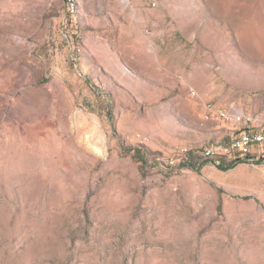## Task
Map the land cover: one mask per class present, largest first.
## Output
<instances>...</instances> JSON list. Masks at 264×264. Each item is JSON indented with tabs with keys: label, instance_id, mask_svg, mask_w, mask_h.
Segmentation results:
<instances>
[{
	"label": "rangeland",
	"instance_id": "obj_1",
	"mask_svg": "<svg viewBox=\"0 0 264 264\" xmlns=\"http://www.w3.org/2000/svg\"><path fill=\"white\" fill-rule=\"evenodd\" d=\"M156 1L190 36L191 70L206 63L264 127V0ZM63 14L0 0V264H264V161L162 167L188 123L107 118L93 27Z\"/></svg>",
	"mask_w": 264,
	"mask_h": 264
},
{
	"label": "crops",
	"instance_id": "obj_2",
	"mask_svg": "<svg viewBox=\"0 0 264 264\" xmlns=\"http://www.w3.org/2000/svg\"><path fill=\"white\" fill-rule=\"evenodd\" d=\"M78 1L81 25L93 27L86 48L94 62L92 73L105 77L107 118L120 123L182 120L188 123V146L224 142L243 126L214 113L224 101L234 110V97L206 63L198 59L191 70L193 57L183 40L190 36L175 33L172 4L164 8L156 0Z\"/></svg>",
	"mask_w": 264,
	"mask_h": 264
},
{
	"label": "built area",
	"instance_id": "obj_3",
	"mask_svg": "<svg viewBox=\"0 0 264 264\" xmlns=\"http://www.w3.org/2000/svg\"><path fill=\"white\" fill-rule=\"evenodd\" d=\"M68 0H63L64 14L62 24L76 27L74 15L67 11ZM155 5V3L153 4ZM66 40L73 44V31L64 34ZM212 109V105H209ZM214 113L225 121H236L243 123V126L233 134L228 140H233V147H225L224 142H217L209 146H202L199 151H191L188 144L181 145L174 149L172 153L162 159L159 164L168 169L179 171L183 169H203L206 167H218L224 163H249L254 164L264 161V127L251 125L252 117H243L234 110H215ZM148 137H142L140 142H146ZM221 152L229 153V162L221 161Z\"/></svg>",
	"mask_w": 264,
	"mask_h": 264
},
{
	"label": "bare ground",
	"instance_id": "obj_4",
	"mask_svg": "<svg viewBox=\"0 0 264 264\" xmlns=\"http://www.w3.org/2000/svg\"><path fill=\"white\" fill-rule=\"evenodd\" d=\"M79 2L78 0H68L67 4V10L69 13L72 15L78 14L79 13ZM217 143V142H207L198 146H188L191 151H199L202 146H209L210 144ZM225 147H233V140L230 142L225 143ZM221 161L222 162H229V153L228 152H221Z\"/></svg>",
	"mask_w": 264,
	"mask_h": 264
},
{
	"label": "trees",
	"instance_id": "obj_5",
	"mask_svg": "<svg viewBox=\"0 0 264 264\" xmlns=\"http://www.w3.org/2000/svg\"><path fill=\"white\" fill-rule=\"evenodd\" d=\"M236 164L234 163H224V164H222L220 167H222V168H231V167H233V166H235Z\"/></svg>",
	"mask_w": 264,
	"mask_h": 264
}]
</instances>
